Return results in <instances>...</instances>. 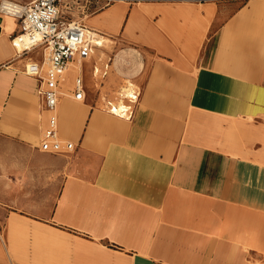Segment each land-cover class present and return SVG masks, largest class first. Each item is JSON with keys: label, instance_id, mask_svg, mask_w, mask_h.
I'll use <instances>...</instances> for the list:
<instances>
[{"label": "crops", "instance_id": "0c3cea01", "mask_svg": "<svg viewBox=\"0 0 264 264\" xmlns=\"http://www.w3.org/2000/svg\"><path fill=\"white\" fill-rule=\"evenodd\" d=\"M142 8L143 34L112 39L137 47L131 117L96 112L124 79L126 53L108 58L102 82L93 51L66 69V92L60 82L66 154L37 147L48 112L25 65L41 51L18 50L16 18L0 16V264H55L57 240L74 233L160 264H264V160L242 156L258 153L243 133L235 145L229 136L246 116L264 124V47L249 33L264 0H114L89 20L109 35ZM77 74L81 100L69 92ZM73 184L93 191L77 213Z\"/></svg>", "mask_w": 264, "mask_h": 264}, {"label": "built area", "instance_id": "2783aa9c", "mask_svg": "<svg viewBox=\"0 0 264 264\" xmlns=\"http://www.w3.org/2000/svg\"><path fill=\"white\" fill-rule=\"evenodd\" d=\"M113 1L28 0L21 3L10 1L12 4L9 9L2 8L3 2L0 3V12L15 17L18 23V31L12 38L13 44L15 45L17 34L25 33L30 38L29 46L21 51L41 48L40 61L27 62L25 73L39 80L38 95L42 106L48 112L47 125L37 144L42 151L66 154L75 148L73 141L61 138L58 132L57 106L63 96L60 82L72 63L79 64L89 58L97 46L92 34L93 29L86 24L85 18ZM69 92L75 100L85 97L83 79L79 74L73 78ZM136 98L137 93L128 100L134 103ZM130 103L124 118L132 115Z\"/></svg>", "mask_w": 264, "mask_h": 264}, {"label": "rangeland", "instance_id": "374dc122", "mask_svg": "<svg viewBox=\"0 0 264 264\" xmlns=\"http://www.w3.org/2000/svg\"><path fill=\"white\" fill-rule=\"evenodd\" d=\"M2 1H4V0H2ZM8 1H10V0H8ZM23 1H27V0H19L18 2L21 3ZM197 1H199V0H197ZM221 1H223V0H221ZM255 1H260V0H255ZM139 6H144V4H139ZM106 7H108V6H105L101 10L105 9ZM101 10H99V11H101ZM98 12H96V13H98ZM145 13H149V12H148V10H145L144 8H142L141 14L137 15L135 24L133 26H131L129 30L127 29L128 28L127 27L121 31H119V30L111 31V32L108 31L109 35L104 34L103 35L104 38H103L102 42L98 45V47L96 49H94V53L92 54V56L89 59H87V62H90L91 59L93 61H96L95 67L98 68L96 78L99 81L104 82L105 78L102 77V72L104 70V66L106 64H108V62H109L108 58L111 57V55H113L115 52H118V51H122V52L126 53V54H124L125 57L120 59V64H121L120 66L126 67V69H124L125 77L121 81V84L112 93V95H109L106 97L104 96L106 100L101 102L96 107L97 108L96 112H98V114L106 115L109 117H116V115H114L108 111L109 104H106V101L116 102L119 99L123 98L122 100H124L125 104L126 103L129 104L128 99H130V98H128V96L126 95V92H125L126 88H130V90H133V89L135 90L137 87L136 85H138V84L134 83L133 79H130L131 76L132 77L134 76V74H130V73L134 72L135 68L131 72H129V70H128L129 66L135 65V63L133 62L134 58H130L128 56V55H130L129 51H132V53H134V51H136L137 47L134 46L135 43L127 42V41L114 42L112 39L116 38L119 34H122L123 37H125V38H129V34L132 35V37L135 34L142 35L143 34V28H144L143 24H142V19H143ZM0 16H3V18L4 17H10V16H4V13H2V12H0ZM89 18H90V16L88 18H85V22L87 24L91 25L92 29H94V30L98 29L95 26V24H93L89 20ZM251 20H252L251 23L253 24V26L251 27L249 33L252 36H254L255 38H258V40L261 38L262 40L259 43H262V47H264V11L257 12L254 16H251ZM204 23H207V21L205 20ZM123 26H124V24H123ZM205 30H206V27H205ZM205 30L202 29V32L200 34V37L203 39L205 38V35H204ZM35 49L41 51L40 47H36ZM262 50H264V48H262ZM25 54H27V53H25ZM100 57H101V59H100ZM260 61H261V63H264V56L260 57ZM226 62H227L226 60L220 61V63H226ZM80 65H81V63H79V64L72 63L70 66L71 67L72 66L73 67H79ZM260 67L261 68L264 67V64H262ZM111 69H112L111 66H108L107 76L110 74ZM67 71L68 70H66V72L64 73L65 79L61 82V90L63 92H66V89L69 86V80L66 77ZM141 76L142 75H135L134 77L139 78ZM59 104H60V102H59ZM59 104H58V110H59ZM130 104H131V108H132L133 104L132 103H130ZM94 115H95V113L93 114V116ZM93 116H92L91 120L95 121L96 118ZM260 117L261 118H259V119L264 120V115H261ZM255 120H258V119H255L251 116L244 117L241 122H239L238 124L232 125V128H231L232 132L230 133L229 136L231 137V144L235 145L237 140L234 139V137L232 139V135L234 136L237 131H240L241 133H243L244 136H247L246 139H245V137L243 138V142L246 140L249 144L250 150L252 149V147H254V149L258 150V153L252 154L251 152H248V153H243L242 156L249 158L251 156L254 157V155H255L256 160H264V124L258 123V121H255ZM256 125H258L259 127ZM256 127H258V128H256ZM181 145L182 146L186 145L185 139L182 140ZM183 150L184 149L182 147L179 154L177 155V159H175L176 160L175 162L182 163L183 158L185 157V153H183ZM71 152H69V153H71ZM233 157H235L234 154H233ZM90 192H93V191L87 187H82L81 185H74L73 184V194L72 195H73V199H75L73 201V211L75 213L78 212L79 199L81 198L82 194H86V193H90ZM74 234H75V236H71L72 238L67 239L66 241H64L62 239L57 240L56 248H55V264H141V263L144 264V262H147V264L148 263L149 264H160L156 260H150L148 258L137 256V255L131 256V253H129L128 251L120 250L117 247H114V246H111L108 244H103V243L101 244V242L99 240L90 241V239L81 238L80 234H78V233H74Z\"/></svg>", "mask_w": 264, "mask_h": 264}, {"label": "bare ground", "instance_id": "6f19581e", "mask_svg": "<svg viewBox=\"0 0 264 264\" xmlns=\"http://www.w3.org/2000/svg\"><path fill=\"white\" fill-rule=\"evenodd\" d=\"M12 3L8 0H4L3 3H2V8H10ZM5 12H7L5 9H4ZM110 13V12H109ZM4 16H10L12 17L11 15L7 14V13H4ZM108 16V15H107ZM1 18H3V16H1ZM13 18V17H12ZM7 19L9 20V18L7 17ZM93 36L95 37V41L97 43V47L98 45L102 42L104 36L99 34L96 30L92 32ZM30 39L25 33H22V34H19L15 37V45H17V49L18 50H22L26 47L29 46V40ZM77 66V65H76ZM98 69V68H96ZM126 95L128 96V98H132L134 96V94L136 93L135 90H130V88H126ZM123 99V98H122ZM122 99H119L118 101L116 102H112V101H108V111L114 115H117L119 117H123V116H126L127 113V109H128V106L129 104H125L124 100ZM57 110H58V106H57ZM93 117H97L96 114L93 116Z\"/></svg>", "mask_w": 264, "mask_h": 264}]
</instances>
